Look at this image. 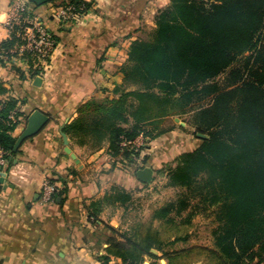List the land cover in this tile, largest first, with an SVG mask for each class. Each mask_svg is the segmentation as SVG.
<instances>
[{
	"label": "trees",
	"instance_id": "16d2710c",
	"mask_svg": "<svg viewBox=\"0 0 264 264\" xmlns=\"http://www.w3.org/2000/svg\"><path fill=\"white\" fill-rule=\"evenodd\" d=\"M67 4L77 9L84 6L85 12L93 9L85 0H51L46 5L54 10ZM29 5L39 8L31 1ZM155 20L156 28L148 39L131 41L127 62L120 69L122 83L112 91L104 90L108 96L101 101L82 105L80 117L63 132L93 150L108 145L113 169L121 163L126 170L140 158L143 169L155 161H151L150 148L123 143L140 136L152 141L177 130L188 134L180 124L161 125L170 118L191 116L184 122L194 128L190 134L197 143L179 154L173 149L169 158L179 165L171 170L170 180L172 185L199 190L205 203L218 206L216 248L204 252L215 264H264V0H170ZM53 35L58 45L59 38ZM21 44L14 33L0 43V52ZM50 63L46 71L34 67L32 61L27 74L13 70L20 79L28 75L34 80L44 78ZM9 92L0 79V97ZM20 102L6 98L0 111V146L8 153V165L21 153V148L12 152L17 141L13 134L21 118H28ZM16 109L18 121L12 122L9 115ZM198 134L209 139H200ZM50 181L59 185L54 202L60 198L63 205L67 181ZM130 199L124 188L116 186L111 194L91 203L90 217L98 220L102 206H125ZM189 206L188 197L179 198L156 210L143 231L118 233V238L110 239L106 260L114 257L122 264H144L150 258L156 264L161 257L152 253L155 249L168 264H181L174 252L165 251L168 243L155 223H161V228L174 225L173 216L181 217ZM192 216L188 215L187 222ZM180 240L184 239L175 237L169 245Z\"/></svg>",
	"mask_w": 264,
	"mask_h": 264
},
{
	"label": "crops",
	"instance_id": "0c3cea01",
	"mask_svg": "<svg viewBox=\"0 0 264 264\" xmlns=\"http://www.w3.org/2000/svg\"><path fill=\"white\" fill-rule=\"evenodd\" d=\"M14 1L0 0V43L9 39L5 22ZM85 1L93 9L79 23H60L51 5L37 9L31 5L34 15L59 38L41 84L28 75L20 79L13 70L27 74L25 65L0 70V79L10 90L5 99L20 100L25 117L39 110L50 118L37 136L22 145L12 165L0 172L4 181L0 189V264H122L118 258L106 260L110 239L129 231L119 222L121 205L102 206L98 220L90 217L94 210L89 207L116 186L128 190L136 186L135 181L144 183L136 174L132 177L127 170L113 169V159L103 155L108 145L89 152L91 148L68 136L76 155L73 159L65 152L61 133L80 117L82 105L101 101L108 96L104 90L112 91L122 83L120 69L127 62L131 41L142 39L135 32L143 29L145 17H156L170 0ZM28 118H21L14 137L22 133ZM59 178L68 183L65 202L60 205L58 198L44 203V182Z\"/></svg>",
	"mask_w": 264,
	"mask_h": 264
},
{
	"label": "rangeland",
	"instance_id": "374dc122",
	"mask_svg": "<svg viewBox=\"0 0 264 264\" xmlns=\"http://www.w3.org/2000/svg\"><path fill=\"white\" fill-rule=\"evenodd\" d=\"M144 19L143 29L141 28V32H135L134 35L138 38L148 39L155 30L154 25H156V17H145ZM86 117L89 119L90 115ZM177 118L180 119V122L185 123L184 120H190L191 116L170 118L165 120L161 127L169 128L173 124H179L176 123ZM185 128L188 129V134L178 132L177 130L173 133H169L165 137L153 139L152 141L145 138V136H140L145 139L143 142L144 147L150 148V152L148 153L152 155L151 161H157L152 164V167L155 168L154 179L151 184H142L135 181L136 186L126 190L131 199L125 206H118V208H120L119 222L123 223L125 228L129 229L127 233L130 235L133 234L136 229L143 231L156 210L171 202H177L179 198L188 197L190 206L182 213L181 217L173 216L175 218L174 225L166 224L161 228V223H155L156 227H160L162 239L168 243L165 245L164 249L170 253L174 252L178 262L181 264H215V261L210 260L206 256L204 249L215 250L216 248L214 231L219 225L217 218L218 206H210L208 202L205 203L203 199L200 198L199 190L196 191L193 187L187 188L172 185L170 180L171 170L177 168L179 165L178 161L175 162V159L171 161V158H169L174 155L171 154L173 149L179 154L183 151L192 150L197 143L194 136L190 134L194 128L187 124ZM135 148L139 149L137 147ZM91 151L94 150L92 149L89 152ZM167 153L168 156H165ZM106 154L107 150H105L103 155ZM163 162L165 163L163 164ZM141 166H143L142 158L139 159V162L129 165L126 170L134 177L135 172L141 169ZM149 166L150 165H146V167ZM116 169L125 170L121 163H118ZM189 214H193V216L191 221L187 222ZM178 236L182 237L184 240H180L174 245H169L170 241ZM191 249L196 250L191 252ZM185 251L188 252L186 253ZM160 260H158L156 264H162ZM166 262L168 264L167 260ZM145 263L153 264L154 262L148 258Z\"/></svg>",
	"mask_w": 264,
	"mask_h": 264
},
{
	"label": "built area",
	"instance_id": "2783aa9c",
	"mask_svg": "<svg viewBox=\"0 0 264 264\" xmlns=\"http://www.w3.org/2000/svg\"><path fill=\"white\" fill-rule=\"evenodd\" d=\"M91 10L85 12V7L77 9L72 4H67L60 9H54V17L60 23H79L87 18ZM6 27L9 31V38L15 35L21 39L22 44L10 51L0 52V68L3 66L25 65L29 69L32 61L34 67L44 71L48 68L56 48L57 42L51 30L37 16L33 15L28 0H15L8 12ZM18 28V29H17ZM4 97H0V111L3 109L5 102ZM18 110H14L9 115L12 122L18 121ZM142 137L134 142H125V147L133 146L137 148L144 147ZM8 153L0 146V172L8 164ZM59 190V185L54 184L47 179L42 187L41 199L44 203L54 202L55 195ZM149 264V263H144Z\"/></svg>",
	"mask_w": 264,
	"mask_h": 264
},
{
	"label": "water",
	"instance_id": "95a60500",
	"mask_svg": "<svg viewBox=\"0 0 264 264\" xmlns=\"http://www.w3.org/2000/svg\"><path fill=\"white\" fill-rule=\"evenodd\" d=\"M31 1L32 3H34L35 5L39 7L51 2V0H31ZM41 81H42L41 78H37L36 84H41ZM49 121H50V118L43 112L39 110L33 111L27 120L26 127L24 128L22 133L17 138L15 145L11 147L12 152L16 154L20 150L22 145L28 139H31L37 136L45 128V126L49 123ZM176 123H179L181 126H184V127L186 126V123L180 122V119L178 118L176 119ZM61 135L63 138V143L65 145V152L71 155L73 159H76V155L72 152V149L70 148L71 141L68 135L64 132H62ZM197 137L200 139H209V136L203 135V134H198ZM154 174L155 173L152 168L145 167L143 169H140L136 175H137V178L144 184H151L154 179ZM3 182H4L3 180H0V189H1V184H3ZM152 253L159 257L162 256V254L155 249L152 250ZM160 261L162 264H167L166 260L164 259H161Z\"/></svg>",
	"mask_w": 264,
	"mask_h": 264
}]
</instances>
